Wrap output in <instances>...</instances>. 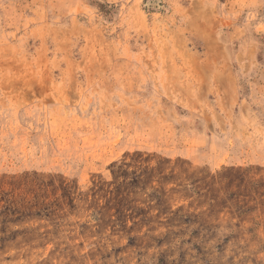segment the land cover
Here are the masks:
<instances>
[{"label":"rangeland","instance_id":"rangeland-1","mask_svg":"<svg viewBox=\"0 0 264 264\" xmlns=\"http://www.w3.org/2000/svg\"><path fill=\"white\" fill-rule=\"evenodd\" d=\"M0 264H264V0H0Z\"/></svg>","mask_w":264,"mask_h":264}]
</instances>
